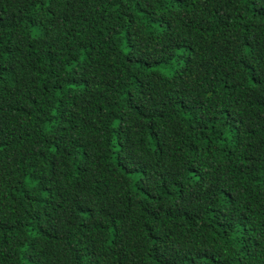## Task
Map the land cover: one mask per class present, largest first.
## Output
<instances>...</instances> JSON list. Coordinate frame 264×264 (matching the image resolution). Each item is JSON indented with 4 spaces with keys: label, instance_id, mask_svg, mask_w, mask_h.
<instances>
[{
    "label": "trees",
    "instance_id": "obj_1",
    "mask_svg": "<svg viewBox=\"0 0 264 264\" xmlns=\"http://www.w3.org/2000/svg\"><path fill=\"white\" fill-rule=\"evenodd\" d=\"M0 264H264V0H0Z\"/></svg>",
    "mask_w": 264,
    "mask_h": 264
}]
</instances>
